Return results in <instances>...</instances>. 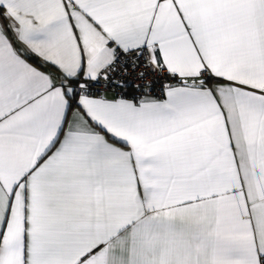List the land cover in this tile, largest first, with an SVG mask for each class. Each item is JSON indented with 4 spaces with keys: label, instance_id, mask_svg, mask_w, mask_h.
I'll list each match as a JSON object with an SVG mask.
<instances>
[{
    "label": "snow or ice",
    "instance_id": "obj_1",
    "mask_svg": "<svg viewBox=\"0 0 264 264\" xmlns=\"http://www.w3.org/2000/svg\"><path fill=\"white\" fill-rule=\"evenodd\" d=\"M0 264H264V0H0Z\"/></svg>",
    "mask_w": 264,
    "mask_h": 264
}]
</instances>
